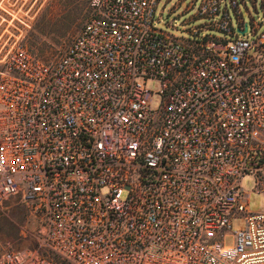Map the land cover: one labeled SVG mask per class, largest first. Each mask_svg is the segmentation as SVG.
Returning <instances> with one entry per match:
<instances>
[{"label":"built area","instance_id":"1","mask_svg":"<svg viewBox=\"0 0 264 264\" xmlns=\"http://www.w3.org/2000/svg\"><path fill=\"white\" fill-rule=\"evenodd\" d=\"M222 1L181 38L153 26L157 0H87L54 61L3 55L0 210L16 201L35 246L0 264H264L239 184L264 194V26L239 34L244 0Z\"/></svg>","mask_w":264,"mask_h":264},{"label":"rangeland","instance_id":"2","mask_svg":"<svg viewBox=\"0 0 264 264\" xmlns=\"http://www.w3.org/2000/svg\"><path fill=\"white\" fill-rule=\"evenodd\" d=\"M7 0H0V70L3 55L17 45L24 46L32 55L43 62L57 59L68 47L72 37L78 32L87 16V0H23L22 8L7 15L2 8ZM239 3L241 20L248 24L260 23L264 26V12L260 0H244ZM199 0H157L153 26L171 36L190 38V28L208 23L209 19L196 15ZM223 1L219 3V8ZM13 8V6H9ZM231 23H236L232 10L228 7ZM218 17L213 18L217 20ZM223 37L214 28L202 29L199 35ZM150 89L155 82H148ZM157 97L151 99L155 106ZM240 187L248 194L247 208L251 212L264 210V194L255 191L251 176L240 179ZM0 210V253L5 249L33 248L34 223L15 200L4 202ZM242 228L241 218L231 220V229ZM63 264L62 262H60Z\"/></svg>","mask_w":264,"mask_h":264},{"label":"flooded vegetation","instance_id":"3","mask_svg":"<svg viewBox=\"0 0 264 264\" xmlns=\"http://www.w3.org/2000/svg\"><path fill=\"white\" fill-rule=\"evenodd\" d=\"M6 3L8 6L2 8V10L7 15H12V13H16L22 8L23 0H7ZM9 6H13V8H10Z\"/></svg>","mask_w":264,"mask_h":264},{"label":"water","instance_id":"4","mask_svg":"<svg viewBox=\"0 0 264 264\" xmlns=\"http://www.w3.org/2000/svg\"><path fill=\"white\" fill-rule=\"evenodd\" d=\"M246 26H247V23L246 22H243V28H242L241 31H239V34H242L245 31Z\"/></svg>","mask_w":264,"mask_h":264}]
</instances>
